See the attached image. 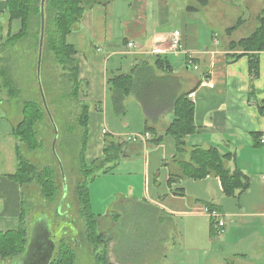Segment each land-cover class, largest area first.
<instances>
[{"label": "crops", "instance_id": "obj_1", "mask_svg": "<svg viewBox=\"0 0 264 264\" xmlns=\"http://www.w3.org/2000/svg\"><path fill=\"white\" fill-rule=\"evenodd\" d=\"M263 11L264 0H110L88 8L68 34L83 82L80 98L90 106L87 162L103 155L108 137L126 143L115 168L90 185V200L100 221L122 212L128 219L121 247L131 264H264V143L256 139L264 137L258 105L264 50L250 94L249 53L230 48L256 30ZM20 29L19 19L8 20L7 0H0V44ZM175 30L184 49L154 54V47L169 46ZM121 73H131L133 85L125 113L118 114L110 78ZM185 93L195 106L196 130L180 153L166 130ZM17 124L0 117V231L19 227L24 205V188L11 176L18 164ZM195 147L230 155L226 166L247 174L249 188L228 196L217 175H185L183 163ZM211 204L225 222L216 234ZM51 239L50 264L57 247ZM34 251L28 234L25 252L12 264H33Z\"/></svg>", "mask_w": 264, "mask_h": 264}, {"label": "trees", "instance_id": "obj_2", "mask_svg": "<svg viewBox=\"0 0 264 264\" xmlns=\"http://www.w3.org/2000/svg\"><path fill=\"white\" fill-rule=\"evenodd\" d=\"M110 0H46V26L45 40L42 60L41 78L45 90L50 111L55 116V111L63 105L68 114L79 109L74 123H68V134L63 138V129L57 140L56 150L65 169V158L77 161L80 177L75 188L78 195L79 211L86 217L88 237L96 247H101L97 252L99 264H113L108 257V246L106 237L97 230L99 224L98 215L92 211L90 200V185L103 174L112 171L125 153V141H119L108 137L105 142L104 153L100 158L87 162L85 151L88 138V120L90 106L80 98L83 82L79 78V64L75 59L76 49L67 40V36L73 31L75 25L81 20L85 11L97 3ZM7 14L9 22L15 19L21 21V29L17 33H9L0 44V90L7 96L8 101L21 98L22 119L14 127L13 134L17 138L16 156L18 160L17 170L11 176L14 177L24 188L25 184L38 182L42 188L44 197L54 202L61 196L63 205L68 195L69 183L66 195H64V184L59 159L57 160L60 171L63 194L55 176V168L51 164L39 168L36 163L27 158L22 150L21 144H26L29 149H44V140L39 139L40 125L49 114L45 108L41 92L36 96L25 97L26 89L22 88L19 80L26 66L29 72L33 71L37 78V63L39 52V41L41 33V0H7ZM236 25L229 30L232 31ZM230 48L241 49L249 53V71L251 78V91L254 92L253 82L260 74L259 52L264 50V11L260 24L248 37L238 41H232ZM241 54H234L237 59ZM23 60L24 62H20ZM55 68V71L52 69ZM58 71V73H56ZM60 71V72H59ZM110 81L118 91L114 96V105L118 114L125 113V98L131 93L133 78L131 73H121L111 77ZM59 84V86H58ZM3 99V98H2ZM57 103V104H56ZM260 110L264 113V101L258 102ZM58 107V110H57ZM61 108V107H60ZM71 111V112H70ZM174 119L167 127L166 133L172 135L177 144L178 152H184L186 137L196 130L195 106L189 97V93L179 96L174 103ZM57 116V115H56ZM58 117V116H57ZM55 118V117H54ZM68 118V117H65ZM53 139L55 129L52 124ZM257 142L261 144V134L256 135ZM53 142V140H52ZM231 158L228 154H221L216 148L203 149L195 147L192 150L191 160L183 163L184 174L196 179H201L209 174L220 177L224 193L228 196L238 195L250 186V177L239 169L231 170L226 166V159ZM66 172V169H65ZM67 173V172H66ZM210 210H215L213 205H208ZM25 221V208L23 205L20 215V225L16 229L0 231V259L17 258L22 255L28 243V228ZM215 221H212V234H216ZM102 246H101V245ZM51 264H75V253L73 248L61 240L58 255Z\"/></svg>", "mask_w": 264, "mask_h": 264}, {"label": "rangeland", "instance_id": "obj_3", "mask_svg": "<svg viewBox=\"0 0 264 264\" xmlns=\"http://www.w3.org/2000/svg\"><path fill=\"white\" fill-rule=\"evenodd\" d=\"M234 1L238 2V4H242L244 2V0ZM20 62L22 63L24 61L21 60ZM52 71H55V68L52 69ZM56 73H58V71H56ZM21 79L22 80H19V82L22 85V88L24 90L26 89L25 93H23L24 96H36V94L40 91L38 76L36 78V75L33 71L29 72L28 66H26L25 71L22 72ZM0 98H3L1 101L4 102V104H1L0 106V117H3V119H5L7 123H19V121L23 117L22 103L20 100L21 98L17 97L8 101L7 96L2 92H0ZM60 107L59 110L57 107V112L55 111L56 114L54 116V120L56 119V122H58L59 119L60 123H58L60 124V128L63 129V138H66L65 130L67 129L68 134V123H74L75 117L77 116V114H79V109H75L74 112L70 111L71 114H68V110L64 109L63 105H61ZM58 126L59 125H57V127ZM60 132L62 131H60L59 129V134ZM39 136V139L42 138V140H44L45 148L43 150L29 149V147L24 143L21 144V150L23 154L32 162L36 163L40 169L47 164H51L55 168V176L60 185V190L62 191L61 194H63L58 163L52 153V140L54 139L53 129L49 118H45L44 121L41 122ZM73 165L78 166L77 161L74 162L68 157L65 158V169L67 172L65 173L68 177L69 191L63 205L61 204L62 195H60V197L57 198V200L53 203L47 200L44 197L42 188L38 182L24 185L23 191L26 221L25 224L28 228V234L30 235L31 239L34 231L32 230L33 225H37V222L40 223V219H43L45 226H48L49 231H52V234L56 238L58 244V249L56 250L55 257L59 253L62 240L68 243V245L73 248L75 253V264H99L97 262L96 254L98 251H100L101 247H96V245H94V243L89 239L86 217L81 215V212L79 211V200L75 188V183L80 177L78 176V169H73ZM100 177L101 176H99L97 179H99ZM127 222L128 219H126V216L123 214V212L122 215H120L117 219L111 216V218L109 219H103L101 221L99 220L97 230L103 233L106 237L108 257L110 262L113 264H131V261L126 260V258L124 257L122 250L123 247H121V240L122 238H125L124 235L128 231L129 227ZM37 230V234L39 236L40 231L39 229ZM13 260L16 259H0V264H12Z\"/></svg>", "mask_w": 264, "mask_h": 264}, {"label": "water", "instance_id": "obj_4", "mask_svg": "<svg viewBox=\"0 0 264 264\" xmlns=\"http://www.w3.org/2000/svg\"><path fill=\"white\" fill-rule=\"evenodd\" d=\"M45 5H46V0H41V33H40V41H39V52H38V63H37V76H38V81H39V87H40V92L42 95V99L45 105V108L49 114V117L52 121V124L54 126L55 129V135H54V140L52 143V149L54 154L57 156V158L59 159V164H60V168H61V172H62V177H63V184H64V195H66L67 193V189H68V184H67V177H66V173L62 164V161L60 160V158L58 157V153L56 150V144H57V140L59 137V129L56 125V122L54 120V117L50 111L49 105H48V101L46 98V94H45V90L43 87V83H42V78H41V72H42V60H43V50H44V40H45V26H46V13H45ZM55 246V244H54ZM47 264H50V259L47 261Z\"/></svg>", "mask_w": 264, "mask_h": 264}, {"label": "flooded vegetation", "instance_id": "obj_5", "mask_svg": "<svg viewBox=\"0 0 264 264\" xmlns=\"http://www.w3.org/2000/svg\"><path fill=\"white\" fill-rule=\"evenodd\" d=\"M40 223L37 222V225L35 226V232L33 231L32 237L30 239V244L32 242V245L34 247V252H36V258L38 260L34 261L33 264H47V261L50 259V256L52 255V249L54 247V242L51 239L53 234L50 233V231L45 226L43 219H40ZM40 226V227H39ZM37 229H39L40 234L38 236ZM53 239L56 240V238L53 236ZM56 250L58 249V244L56 243ZM33 252V253H34Z\"/></svg>", "mask_w": 264, "mask_h": 264}, {"label": "built area", "instance_id": "obj_6", "mask_svg": "<svg viewBox=\"0 0 264 264\" xmlns=\"http://www.w3.org/2000/svg\"><path fill=\"white\" fill-rule=\"evenodd\" d=\"M169 46L167 48H162V47H154L152 49V52L154 54H165L168 52H178L180 50L184 49V44H183V38H182V33L180 30H175L171 33L169 37ZM130 46H136L135 42H130ZM195 69H198V65H194ZM213 83H210V86H213ZM150 135L149 133H146V138H149ZM129 139H134V138H129ZM261 141L264 143V137H262ZM212 218L215 221V229L217 232H221L224 228L225 222L224 219L221 217L220 213L217 210H209Z\"/></svg>", "mask_w": 264, "mask_h": 264}]
</instances>
